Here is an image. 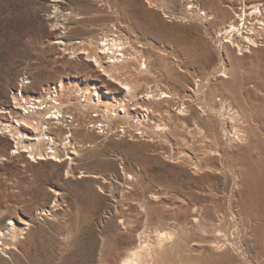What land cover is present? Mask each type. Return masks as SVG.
<instances>
[{"label": "rangeland", "instance_id": "obj_1", "mask_svg": "<svg viewBox=\"0 0 264 264\" xmlns=\"http://www.w3.org/2000/svg\"><path fill=\"white\" fill-rule=\"evenodd\" d=\"M151 1L157 6H149L145 0H0V111L12 113L0 112V120H11L15 111L12 98L19 99L18 92L48 102L50 94L60 92L58 81L65 86L59 95L61 105L67 98L74 106L79 104L84 96L75 89L87 85H95L101 92L106 84L118 96L119 86L107 80L82 52L94 51L102 32L114 22L122 26L134 47L143 43L146 74L137 73L136 60L128 62L126 72L135 83H141L138 96L145 91L155 94L152 102L146 100L158 109L152 113L154 120L181 102H174L175 107L170 100L160 102L161 91L182 92L197 110L204 98L213 106L225 100L226 105L243 109L247 117L243 141L236 140L233 132L229 134L232 140L226 139L220 121L208 113L197 119L188 116L185 129L180 127L188 130L186 141L177 131L170 143L147 137L150 130L145 127H141L148 132L145 136L137 134L134 119L128 133H109L102 141L98 134L103 138L104 133L94 130L83 136L78 127H71L75 140L82 142L77 146L80 156L68 168L66 162H35L24 152L15 153L12 138L0 131V246L8 241L4 248L13 253L0 251V264H118L120 254L136 242L145 222L149 230L188 228L187 264H245L231 242L243 247L252 264H264L262 19L255 15L247 19L249 28L256 30L252 34L256 46L243 56L229 47L225 66L231 76L227 78L218 73L220 55L214 38L218 29L233 21L239 7L247 3L245 9L250 11L254 1L264 0ZM158 6L170 17H164ZM198 9H209L213 18L206 21L194 14ZM134 47L128 48L132 55ZM195 81L201 85L197 96L192 93ZM135 101H129L130 107ZM65 103L63 108L74 119L81 115L94 119L89 113L94 108L77 109L67 101L66 109ZM141 110L136 107L135 114ZM96 119L104 124L103 118ZM123 121L116 124H120V132L119 122ZM68 128L64 124L61 130L55 129L65 134ZM198 128L203 129L202 141L194 131ZM114 130L118 133L117 127ZM97 139L100 142L93 146ZM160 150L167 153L162 155ZM184 153L188 158L181 155ZM85 172L98 176H82ZM128 203L137 207L134 212L126 211L128 223L122 228L114 209H126ZM10 221L21 232L14 240L2 236ZM227 238L231 242L215 250V244L225 243ZM102 247L107 257H102Z\"/></svg>", "mask_w": 264, "mask_h": 264}, {"label": "bare ground", "instance_id": "obj_2", "mask_svg": "<svg viewBox=\"0 0 264 264\" xmlns=\"http://www.w3.org/2000/svg\"><path fill=\"white\" fill-rule=\"evenodd\" d=\"M145 1L148 3L149 6H157L151 0H145ZM254 2L252 5L248 3L249 5H251V6L248 5L249 6L248 8H252L250 11H247L246 10L247 8L245 9V7H247L246 6L247 3L245 2L246 4H243L241 7H239V12L235 13L233 21H231L227 25V28L218 29L214 35L217 49L220 55L218 73L223 77L227 78L230 75V68H227L225 66V60L229 58L228 49L230 46L235 47L237 50L236 53L241 56L244 55L245 51H248L251 49V47L256 46L257 39L253 38L252 36L254 31L256 30H253V27L249 28L247 24L248 17L255 15L261 18L262 20H260V22L264 28V3H258V1H254ZM158 7L161 8L162 15L164 17H170V15H168V13L166 12V9L162 8V6H158ZM196 13L198 14V16H201L206 21L208 19L213 18L212 11H210L209 9L206 11L205 10L202 11L201 9H198L194 14ZM79 16L80 15L76 17ZM118 25L117 23L113 22L112 24H110L109 26L110 28L108 31L102 32L101 37L97 40V43L95 44L96 48L94 49V51L89 49L82 51L84 54H86L87 59L92 60L98 66V68L102 72V75L107 77V80H110L111 82L119 86V90L121 91L118 92L119 93L118 96L112 94L111 91L105 86L106 84H104L106 90L97 92V86L95 85L78 87L79 85L74 83L76 84V87H78L77 89H75L77 92H79L78 94L82 93L84 96L82 101L81 100H80L81 102L77 101L79 102V104H76V106H74V103L68 100V98L67 99L65 98L68 101V103L69 102L72 103L73 107H77V109L85 110L89 108L90 109L94 108L95 109L94 112H97L99 116H101L104 119L103 120L104 124H102L101 127H97V125L95 127L96 130H99L97 131V133L101 132L106 134L102 136L103 138H101V134L100 135L98 134L100 140L106 139L109 133L111 134L114 133V135L117 136H119L120 133H123L125 135L126 133H128L127 127L132 126L133 125L132 123H135L132 122V120L134 119V121H136V126L137 127L139 126L138 128H136L137 134L142 135V137L145 136L144 134L148 133L144 131L146 129L142 130L143 128H141V127H145L150 130L149 132L150 134L147 135V137L154 139L157 136V138L159 137L160 141L162 140L163 143L164 142L170 143L169 139L172 136L175 137V135L178 134L177 131H181L179 132V134L182 136V139L186 141L185 136H187L186 134L188 133V130L184 131L180 127L186 125L185 121L187 120V117L192 116L193 118L197 119L198 117L206 113L212 114L217 117V119L221 123L222 131L226 139L230 141L232 140L231 137L229 136L230 132L234 133L233 135H235L236 137L233 136V138L235 137L236 140L244 139L246 133V129H244V123H246L247 117L245 118V115L243 114L242 111L243 109L241 110L238 106L226 105L225 100H222L220 104L213 106L210 99L204 98L202 105L200 104L201 105L200 109L197 110L192 106L191 104L192 102L190 103V101L187 100L186 95L181 94L182 92L179 94L178 91L177 92L161 91L159 93V97L157 96L158 97L157 99H159V101L160 99L161 100L167 99V101L170 100L172 101V107L174 106V102H177V100L181 102H178V106L176 107L174 106L175 108L171 109V111L173 110L172 112L165 109L164 116L163 114H160L161 116H159L158 119L154 120V116H152V113H154L158 109L154 110L151 106H149L150 104L147 105L146 100L152 102L151 99H154L155 94H153L151 91H145L143 94L138 96L139 94L138 87L140 88L139 85L141 83L139 85L135 83V81H133L134 77H131L130 74L126 72V69L128 68L127 66H129L130 64V63L128 64L130 60H136L138 62V65L136 67L138 68L136 69L138 74L142 72L144 73L148 69L147 68L148 66L146 64L147 63L146 58L143 57L141 50L143 48L142 46L143 43L141 42L142 44L140 43V45L137 46L140 49L134 47L133 46L134 43L131 41V39L123 33L122 26L120 25L121 27H119ZM244 32L246 33V35H244ZM58 41L61 45H66V43H64L62 40L58 39ZM130 47H134L136 49V52L133 55L128 52L129 51L128 48ZM58 86L60 88V92L57 91L58 93L56 95L54 94L56 97H52V95H50L51 97L49 98L50 100L48 102H44V101L42 102L45 103L44 104L46 106L45 110L42 109V111L41 110L35 111L31 114H22V112L19 111L20 109L18 110L19 108L18 104L21 107H23V105L21 104L20 101L19 103L18 101L16 102V100L19 99L16 96H14L12 99L13 101H15V107L12 108L15 109V111L11 116V120H8L7 122L0 120V131L7 133L12 138L13 149L15 153L20 154L21 152H24L28 155L27 158L35 162L39 160H49L55 163L66 162V164L69 165L68 168H71L70 166L73 165L75 161V157L80 156V150L77 148V146H79V144L82 142L75 140V136H74L75 134H73L74 132L72 133L71 127L74 128L78 127V129H80L83 132V136H86L89 132H94L95 129L94 127L90 128L88 124L91 121L94 122V124L97 123L98 121L96 118L94 119L91 118L90 121L88 117L87 118L82 117V115L79 116L80 119H77V116L74 119V116L72 115L74 120H72L70 124H67L66 120L64 119V117L66 116V110L63 108L64 105L63 103L66 102L65 103L66 109H68L67 101H64L61 105L60 104L61 101L59 100L61 98V96L59 97V95L60 93L63 94L62 92L65 86L62 81H58L56 87ZM80 90L82 91L80 92ZM199 91H201V85L199 82L195 81V87L193 88L192 93L194 92L195 95L197 96L201 94V92L199 93ZM187 96H189V94ZM139 99H142L144 103L143 102H142L143 104L139 103L137 101ZM130 100L133 101L136 100L135 103L133 104V107L132 106L130 107L129 105ZM54 101L57 102V104L54 105ZM135 106L137 108L142 109L140 112L142 114V118L140 117L141 116L140 113L137 115L135 114L138 111V110L136 111ZM54 107L57 108L56 113H54V115L57 117L59 115L61 116L58 117V120H53L55 118L52 117L53 113L51 110ZM0 112L12 114L11 111L8 110H2ZM174 118L175 120H173ZM122 119L124 121L119 122L122 123L121 124L122 130L120 132V130L118 129V126L120 124L118 126L116 124L118 121ZM150 122L152 124H150ZM64 124L69 126L67 133L63 134L61 132H57L55 129L56 126L57 129L61 130L60 126H63ZM116 127L118 133H116V130H114ZM179 128L180 130H178ZM194 131L196 132L197 136L200 138V141H202L201 139L203 138L202 137L203 129L198 128L197 130ZM130 134L131 133L129 132V135ZM215 137L213 138L215 139ZM97 140L94 142L93 146H95L96 143L100 142L99 139ZM76 143L78 145H76ZM160 153L162 155H165L167 151L160 150ZM170 153H168L169 158L172 157V152ZM181 155L186 156L187 154L184 153ZM194 165L195 167H197L198 165L197 162L196 163L194 162ZM69 171L70 170L68 169L67 174ZM82 176L97 177L98 175L97 173L94 172H91L89 174H86L85 172V174H82ZM100 187L102 188L103 186ZM144 204L145 206H147L145 201ZM136 207L137 206H133L128 203L126 209H124L125 207L123 208L121 206H118L114 209V212L118 215L117 216L119 222L118 224L122 226V228L123 226L125 228L127 226V225L125 226V224L128 223L127 221L128 219H126V215L128 214H126V211H133V210L135 211ZM24 225H26V223H24ZM143 226L144 227L138 233V239L136 240V242L128 245L124 249L123 253L120 254L119 261L117 262L118 264H187V257H188L187 246L189 245L187 240L189 239L187 238L189 236L188 234L189 230H187L188 228L187 229L182 228L180 227V225L177 227L175 226L176 228H172L171 226H159L153 229L151 228V230H149L150 228H148L146 222L144 223ZM5 228L6 230L5 232H2V236L4 237L9 236L10 240L16 239L18 235L21 233L16 228L15 224L11 221L10 223L5 224ZM236 229L238 231V227H236ZM7 242L8 241L6 242L3 241L5 245ZM229 242L231 241L227 238V242L225 241V243L223 242L220 245L215 244L216 246L215 250H217V248L219 249L225 248L226 245L229 244ZM3 243H1L2 246H0V251L4 253H8L10 256H13L11 250L9 251L4 248ZM10 243L11 242H9V244ZM231 243L233 247L236 246L234 249L236 250L237 253H239L243 262L245 264H252L251 261L248 259V255L246 251L243 249V247L240 244L236 243L237 245H235L233 242ZM104 248L105 247H102L101 249L102 257L106 255V253L104 252Z\"/></svg>", "mask_w": 264, "mask_h": 264}, {"label": "built area", "instance_id": "obj_3", "mask_svg": "<svg viewBox=\"0 0 264 264\" xmlns=\"http://www.w3.org/2000/svg\"><path fill=\"white\" fill-rule=\"evenodd\" d=\"M52 88H53V86H51ZM46 93V92H45ZM44 93V94H45ZM21 95H24L25 96V98L24 97H21ZM28 95H30V96H27V95H25V93H23L22 91H20V92H18V94H17V96L19 97V101L21 102V104L23 105V107H21L20 108V110H21V112H22V114H31V113H33V112H35V111H42V109L43 110H45V108H46V106L44 105V103H42V99H40V98H38L37 96H33V95H31V94H28ZM50 95H52V97H56L55 95H54V93H52V94H50ZM47 98V97H46ZM25 100H26V102H25ZM47 100H48V98H47ZM42 103V104H41ZM55 104H57V102H55L54 101V105ZM56 107H54L51 111H52V113H53V115H52V117L53 118H55V119H53V120H58V117H61L60 115L57 117V116H55L54 115V113H56ZM94 118H99V120L101 119V120H103L101 117H98V113L97 112H89ZM64 119L66 120V123L67 124H70V122L72 121V120H74L73 119V117H72V115H70V113L68 112V111H66V116L64 117ZM96 125H97V127H101V125H102V122L101 121H98L97 123H95V124H93V123H91L90 124V127H96ZM99 129V128H98ZM94 130H96V129H94ZM102 130V129H101ZM97 131H99V130H97ZM101 133V132H100Z\"/></svg>", "mask_w": 264, "mask_h": 264}]
</instances>
